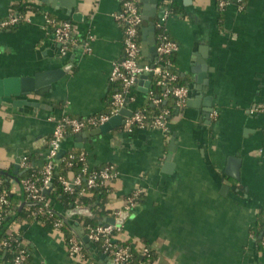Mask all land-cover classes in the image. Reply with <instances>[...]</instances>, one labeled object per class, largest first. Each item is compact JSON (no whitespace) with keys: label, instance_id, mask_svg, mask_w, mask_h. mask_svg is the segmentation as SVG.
Listing matches in <instances>:
<instances>
[{"label":"crops","instance_id":"0c3cea01","mask_svg":"<svg viewBox=\"0 0 264 264\" xmlns=\"http://www.w3.org/2000/svg\"><path fill=\"white\" fill-rule=\"evenodd\" d=\"M122 1L0 0V18L17 3L37 8L27 12L28 20L0 31L1 78L72 64L51 92L27 98L38 102L37 109L0 107V168L13 166L14 171L19 154L41 166L57 119L104 111L112 64L123 58V30L115 18ZM146 4L140 2L141 15ZM161 5L162 0L156 15L143 20L139 30L143 65L158 64L148 51L154 42L148 40L147 27L158 22ZM165 5L162 29L177 43V71L190 84L201 78L205 89L189 92L168 122L167 133L126 132L121 124L93 138L81 136L86 130L69 134L61 148L83 153L89 169L115 167L117 176L105 204L109 215L103 217L128 212L117 238L137 252L148 247L152 264H264V249L254 237L257 213L264 212V116L258 111L264 107V0H247L243 9L231 1L220 13L216 0H171ZM45 15L72 24L77 42L65 55ZM154 37L156 41V32ZM149 87V79L136 84L129 111L148 103L144 90ZM170 144L174 150L168 158ZM231 157L240 159L239 179L225 173ZM22 191L17 178L12 179L10 192ZM135 192L140 199L125 210L126 199ZM53 208L60 215L69 210L55 202ZM76 216L66 217L82 241L86 217ZM13 228L28 252L25 264H112L92 242L86 246L82 241L90 255L70 258L63 234L38 221Z\"/></svg>","mask_w":264,"mask_h":264},{"label":"built area","instance_id":"2783aa9c","mask_svg":"<svg viewBox=\"0 0 264 264\" xmlns=\"http://www.w3.org/2000/svg\"><path fill=\"white\" fill-rule=\"evenodd\" d=\"M161 15L158 18L156 27L162 28V22L165 21L168 15V9L165 3H170L171 0H162ZM239 9H243L244 0H232ZM141 0H123L121 8L115 15L116 20L123 30L122 37V52L123 58L120 62H113L112 69L109 75L111 84H117L116 90L110 96V107L107 112H100L95 115L79 118L71 115H62L55 121L54 128L47 140V154L45 161L41 168L42 180L30 176L28 178H21L18 182L22 186L27 199L35 204H38L37 209H32L30 212L34 217L52 216L53 210L50 202L45 199L43 191L50 188V182L53 178V170L57 163L56 156L61 149L62 142L69 134L79 133L83 130L96 128L107 122L112 116H115L119 111L127 107L130 99L131 90L136 86L137 79L141 74L151 73V76L164 75L168 76L170 81L176 78L175 74L165 72L160 65L162 57L171 55L177 50V43L173 40L163 29L162 33L157 36L156 53L158 64L143 65L140 63V47L138 42V32L143 22L140 10ZM230 0H216V5L223 10ZM27 13H19L11 9L6 16L0 18V31L18 25L20 22L28 20ZM46 26L50 27L54 39L60 44V54L65 55L70 46L76 44L77 39L73 32V26L69 21L57 20L45 15ZM88 51L87 48H85ZM149 79V78H148ZM156 86L164 84L161 79L156 80ZM188 89L183 86H172L166 88L162 93L156 94L153 90L148 89L147 99L152 105L159 107L168 99H173L176 110H180L186 101ZM259 112L264 116V107L258 108ZM250 113H254L251 111ZM168 108H162L160 112L154 115L150 120L145 113V110L139 109L131 113L130 116L124 117L122 122V130L131 132L135 129H156L163 133H167V125L172 117ZM75 158L70 155V159ZM78 161L82 163L80 174L75 176L73 180H68L60 177L64 190L72 192L73 186L81 184L82 176H86L87 187L91 188L95 184L110 185L112 180L117 176L116 169L113 165H105L99 170L89 169L86 164V156L82 153L77 157ZM62 160V159H61ZM71 162L68 163L70 165ZM29 167V160L27 156H23L19 162V168L27 169ZM40 181L42 185H40ZM2 176L0 175V220L3 216L10 212V204L7 199V191L2 186ZM84 193V191H81ZM138 192L133 193L126 199L125 210H128L135 203ZM74 207H82L80 204H75ZM120 212L112 213L113 218H118ZM40 222V221H38ZM41 223V222H40ZM65 223L63 216L55 219L50 228L61 232V228ZM123 230L122 224H102L97 226H86V234L90 242L99 244L103 254H106L112 264H128L132 258L131 246L124 240H118L119 235ZM8 239L0 242V246L7 250L11 247L14 241V235L17 231L14 228L7 230ZM69 257L75 260L85 258V250L83 243L71 230L69 238L66 240ZM261 245L264 248V235L261 238ZM5 250V251H6ZM151 250L148 247L142 248L139 252L142 257L149 256ZM27 253L22 247L16 249V254L11 262L5 263L0 259V264H25ZM152 264V262H150Z\"/></svg>","mask_w":264,"mask_h":264},{"label":"trees","instance_id":"16d2710c","mask_svg":"<svg viewBox=\"0 0 264 264\" xmlns=\"http://www.w3.org/2000/svg\"><path fill=\"white\" fill-rule=\"evenodd\" d=\"M232 1V0H230ZM247 0H244L246 3ZM245 5V4H244ZM217 6V5H216ZM12 9L16 10L19 13H27L28 11H37V8L30 4H23V3H17L12 6ZM173 11H178L179 9L172 4ZM219 13L222 11L217 7ZM144 23V21L142 22ZM156 32V41L157 36L162 33V28H155ZM138 42L139 41V32H138ZM165 72H170L171 74H175L176 78L173 81L169 80L168 76L164 75H158V76H149L150 81V89L154 91L156 94L162 93L166 88L172 87V86H183L187 88V82L186 79L183 78L177 71V63L175 60V57L173 54L162 57V63L160 64ZM161 79L164 84L160 86H156L155 82L156 80ZM117 84H112L109 90V94L106 98V106L103 112H107L110 107V96L111 94L116 90ZM118 87V86H117ZM162 108H168L170 110V116L172 117L175 112V104L173 99H168L164 104H161L159 107L152 105L150 102H148L142 110H145V113L148 116V120H150L154 115H156ZM74 155L75 158L70 159V155ZM80 155L78 151L71 150L69 152H66L60 162H57L54 170H53V178L50 182V191L48 194H44L45 199H47L50 202V206L53 210L52 216H41V217H34V215L31 214L32 209H37L38 204L30 202L24 191L20 192L18 195H16L13 192H10V182L12 179H16L19 181L21 178H28L30 176H35L42 180V174H41V166H34L32 164V158L30 156H27L29 160V167L27 169L19 168L16 175L13 174V166H10L8 168H0V175L2 176L3 182L2 186L7 191V199L10 204V212L3 216L0 220V242L4 239H8L7 236V230L10 228H13L15 224L21 223L23 221L25 222H32V221H40L45 227H51L52 223L55 219H58L61 215L56 212L53 208V203H58L62 205L65 208L74 207L75 204H80L84 207H90L91 211L95 215H109V211L105 209V204L109 201V196L111 192L110 185H103V184H95L91 188L87 187L86 182V176H82L81 184L73 186L72 192H67L64 190L63 184L60 181V177H64L68 180H70L69 174L73 175V178L80 174V169L82 167V163L78 161L77 157ZM71 162L70 165L68 163ZM95 168V170L101 169ZM42 185V182L39 183ZM81 191H84V193H81ZM140 193L137 194V197L135 199V202H137L138 199H140ZM22 201L25 202V204L20 207V204ZM21 202V203H20ZM28 204V205H27ZM112 215V214H111ZM79 218V217H75ZM104 223H99L95 219L91 218H84L83 219V227L86 231V226H97L102 225ZM256 230L254 232L255 242L256 246L259 249H264L261 245V238L264 235V212L259 211L257 213L256 217ZM72 230V224L65 222L61 228V233L63 234L65 240H67L71 234ZM17 231V230H16ZM19 232L17 231V235H14V241L11 244V247L7 250L5 247L0 246V259L3 260L5 263L11 262L13 260V257L16 254V249H20L23 246L21 245V241L19 239ZM82 242V241H81ZM129 243L128 241H126ZM84 246V245H83ZM97 247L99 248V252L103 254V251L99 244H97ZM25 249V247H23ZM6 250V251H5ZM85 255H90L88 253L87 249L84 246ZM27 253V259L26 262L29 261L28 258V252L25 249ZM131 253L132 258L128 264H150V262L153 261V253L150 252L149 256L142 257L141 254L137 251H135L131 247ZM105 257H108L106 254H104Z\"/></svg>","mask_w":264,"mask_h":264},{"label":"water","instance_id":"95a60500","mask_svg":"<svg viewBox=\"0 0 264 264\" xmlns=\"http://www.w3.org/2000/svg\"><path fill=\"white\" fill-rule=\"evenodd\" d=\"M141 1L149 4L148 9L143 12L142 15L143 20H148L150 17H154L156 15L157 7L158 4L160 3V0H141ZM147 4L145 5V8H147ZM71 17L76 20L79 19V16L75 13L71 14ZM154 33H155V22H150L147 27V34L149 38L148 40L154 43L152 48H150V50L148 51L150 53H153V56L157 58L156 41H155ZM142 49L144 48L141 47V50ZM71 65L72 64L70 63L64 64L59 68L48 69L45 71H38L30 75L9 76L4 78L0 77V107L15 109L19 112L23 111L24 106H29L33 110L37 109V107L39 106L38 102L30 101L27 98L32 96L41 97L44 94L51 92L52 84L63 78L67 74V72L71 69ZM149 76H151V73L141 74L137 79V84H142V81L147 80ZM200 80L201 78H195L194 79L195 85H194L193 83L190 84L189 81L186 79L187 89H188L187 97L189 95V92H196V91L201 92L203 89H205L200 85L201 84ZM207 84H208L207 82L204 83V85ZM144 91H148V89ZM209 112H211V108H209ZM131 113L132 112L129 111L127 107H125L121 109L117 115L112 116L104 124L96 128L86 130L85 132L81 133V136H83L84 138L87 137L93 138L95 136L105 134L108 131H110L112 128L121 126L123 122V118L130 116ZM173 150L174 147L172 144H170L168 158H170L169 156L171 155V152ZM65 153H66L65 149L61 148L57 153L56 161L60 162ZM21 158L22 156L21 154H19L14 164V171H13L14 175H16L18 172L19 162ZM239 168H240V159L236 157H231L228 160L225 173L229 174L233 178L239 179ZM49 191L50 188L44 190L43 193L46 195L49 193ZM76 215L95 219L100 224L102 222H105L106 224H115V223L122 224L125 221V218L128 216V212H123L117 219H114L111 217L94 215L91 212L90 207H78V208L70 207L69 210H66V212L62 216L64 221L67 222L66 216L72 217ZM73 229L80 230V228H77L76 226L75 228L73 227ZM82 241L84 244H86V246H89L90 241L87 236H83Z\"/></svg>","mask_w":264,"mask_h":264}]
</instances>
